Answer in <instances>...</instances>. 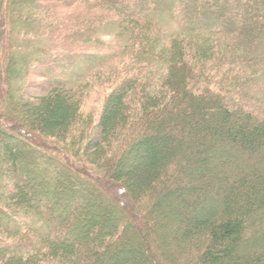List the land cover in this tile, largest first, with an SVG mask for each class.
Listing matches in <instances>:
<instances>
[{
  "label": "trees",
  "instance_id": "16d2710c",
  "mask_svg": "<svg viewBox=\"0 0 264 264\" xmlns=\"http://www.w3.org/2000/svg\"><path fill=\"white\" fill-rule=\"evenodd\" d=\"M0 42V264H264V0H0Z\"/></svg>",
  "mask_w": 264,
  "mask_h": 264
},
{
  "label": "rangeland",
  "instance_id": "374dc122",
  "mask_svg": "<svg viewBox=\"0 0 264 264\" xmlns=\"http://www.w3.org/2000/svg\"><path fill=\"white\" fill-rule=\"evenodd\" d=\"M67 15H69V13H67ZM69 44H71L70 46H72L71 49H69V50H72V52H75L76 44L74 45V43L72 41L69 42ZM113 44H115V40H113L112 37H104L103 42L102 41L99 42V46H101V47H98V48L103 49L105 46L113 45ZM1 46H3L2 42H0V51H1ZM111 65H114V66L112 68V71H108L110 73H113L115 71L117 72V70H121L123 68V66L118 65V63L111 64ZM104 74L107 75L106 72H104ZM109 75L106 76V78H104V80H99L98 78H92L91 81L89 82V85L85 87V90H84L85 96L83 97V104L81 105V108H80L81 118H80L79 122L74 127L75 131H74L73 137H75V138H72L73 140L70 138L67 141V143H65V144H63L62 142H58L57 140H55L53 138L52 139L48 138V139L44 140V142L47 145H49L50 147H53V148L55 147L56 149H59V150H61V149L63 150V147L67 148L68 146H72L71 148L68 147L70 152L67 155V157L69 159H73L74 156L71 154V152L77 151L79 149V147H81L80 145H83L87 141V139L90 138L92 132H94V130H95L94 128H95V125L99 119V115H100V112H101L102 107L104 105L106 96L110 92V89H111V88H109L110 84H108V81H109L108 79L111 78V77H109ZM31 77L29 79H27L26 83H25L24 89L27 91L33 90L35 84H38V83L43 81V80H41V78L39 76L32 75ZM106 80H108V81H106ZM1 84H3V83L1 82ZM85 129H87L86 132L84 131ZM84 134H85V139H84V136H82ZM167 144L169 145V142ZM167 144L165 146L166 150L168 147ZM9 172H10L9 170H7V169L5 170L6 183L7 182L9 183L13 179V176H11V174ZM4 185H5V188L8 186V184H4ZM115 190H114V194L119 199H121L122 196H120L118 194V191H115ZM99 212H100V210H99ZM136 213L138 215L133 217L134 220L132 222L133 225H131V227H132L133 231L136 233V236L139 237L140 241H144L145 235L147 234L144 227H143L145 224L144 218H143L144 213L140 212L139 209L136 210ZM55 230L58 231V229H55ZM165 231H167V229ZM167 233L169 234V232H167ZM91 234H95V233L92 231ZM169 239H171V238H169ZM153 251H155V253H153L154 258L158 257L159 252L157 253V251H160V254L162 253L163 257L165 256L164 255L165 253L162 249L158 250L155 248V250H152V252ZM119 254H120L119 257H116V256L114 257L113 264H149L145 258L147 255V252L145 251L144 248H140L138 250L123 251V252H119ZM172 258L173 257L171 254V256L168 257V260L172 259ZM155 264H159V262L158 263L155 262Z\"/></svg>",
  "mask_w": 264,
  "mask_h": 264
}]
</instances>
